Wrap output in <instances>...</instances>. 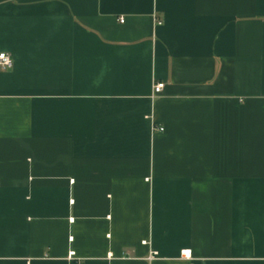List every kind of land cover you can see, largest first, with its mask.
I'll use <instances>...</instances> for the list:
<instances>
[{
	"label": "crops",
	"instance_id": "1",
	"mask_svg": "<svg viewBox=\"0 0 264 264\" xmlns=\"http://www.w3.org/2000/svg\"><path fill=\"white\" fill-rule=\"evenodd\" d=\"M0 52V264H264V0H0Z\"/></svg>",
	"mask_w": 264,
	"mask_h": 264
},
{
	"label": "built area",
	"instance_id": "2",
	"mask_svg": "<svg viewBox=\"0 0 264 264\" xmlns=\"http://www.w3.org/2000/svg\"><path fill=\"white\" fill-rule=\"evenodd\" d=\"M121 21H124V19L121 18ZM157 23L158 24H162V21L158 20ZM12 65H13V60H12L11 55L9 53H7V52H0V67H2V68H10V67H12ZM164 87H165V82H162V81L155 82L154 86H153L154 94L161 93L163 91ZM159 129L163 130V127H159ZM183 254L186 257H190V250H184ZM153 255H151V257Z\"/></svg>",
	"mask_w": 264,
	"mask_h": 264
}]
</instances>
